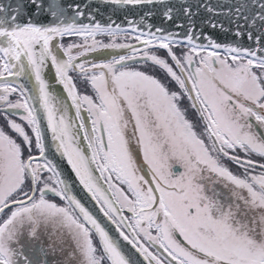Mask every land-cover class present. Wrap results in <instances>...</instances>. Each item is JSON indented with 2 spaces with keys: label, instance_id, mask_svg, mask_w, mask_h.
<instances>
[{
  "label": "snow or ice",
  "instance_id": "1",
  "mask_svg": "<svg viewBox=\"0 0 264 264\" xmlns=\"http://www.w3.org/2000/svg\"><path fill=\"white\" fill-rule=\"evenodd\" d=\"M0 115V264H264V0H0Z\"/></svg>",
  "mask_w": 264,
  "mask_h": 264
},
{
  "label": "rangeland",
  "instance_id": "2",
  "mask_svg": "<svg viewBox=\"0 0 264 264\" xmlns=\"http://www.w3.org/2000/svg\"><path fill=\"white\" fill-rule=\"evenodd\" d=\"M76 39H78V38H75V39H72V40H76ZM103 39L105 40V42H107V38H103ZM65 42H68V40L65 41ZM120 42H125V41L123 40V38H121ZM128 42H133L134 43V41H131V40H129ZM109 52H110V50H109ZM91 56L92 57H95L97 59H104V58H106V54L103 53V52L92 53ZM107 58H109V59L111 58L110 54L107 55Z\"/></svg>",
  "mask_w": 264,
  "mask_h": 264
},
{
  "label": "flooded vegetation",
  "instance_id": "3",
  "mask_svg": "<svg viewBox=\"0 0 264 264\" xmlns=\"http://www.w3.org/2000/svg\"><path fill=\"white\" fill-rule=\"evenodd\" d=\"M76 37H71V38H65V41H67V40H72V39H75ZM14 98V97H13ZM73 111V113H74V110H72ZM87 114L85 113V116H86ZM3 120H4V117L2 116V115H0V123H3Z\"/></svg>",
  "mask_w": 264,
  "mask_h": 264
},
{
  "label": "water",
  "instance_id": "4",
  "mask_svg": "<svg viewBox=\"0 0 264 264\" xmlns=\"http://www.w3.org/2000/svg\"><path fill=\"white\" fill-rule=\"evenodd\" d=\"M59 87L60 86L57 85V88H59ZM64 166H65L66 170H68L70 172V166H67L66 162H65ZM72 178L74 179V174H73V177ZM77 194H79V189L77 190ZM85 202L88 203L87 201H85Z\"/></svg>",
  "mask_w": 264,
  "mask_h": 264
}]
</instances>
